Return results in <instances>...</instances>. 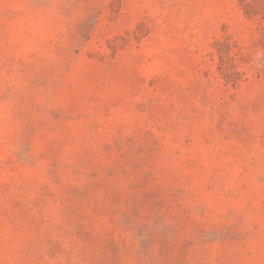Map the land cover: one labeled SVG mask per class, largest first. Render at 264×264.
Returning <instances> with one entry per match:
<instances>
[{
    "label": "rangeland",
    "instance_id": "374dc122",
    "mask_svg": "<svg viewBox=\"0 0 264 264\" xmlns=\"http://www.w3.org/2000/svg\"><path fill=\"white\" fill-rule=\"evenodd\" d=\"M184 258L264 264V0L0 2V264Z\"/></svg>",
    "mask_w": 264,
    "mask_h": 264
},
{
    "label": "trees",
    "instance_id": "16d2710c",
    "mask_svg": "<svg viewBox=\"0 0 264 264\" xmlns=\"http://www.w3.org/2000/svg\"><path fill=\"white\" fill-rule=\"evenodd\" d=\"M0 2L5 3V2H7V0H0ZM220 62L222 63V59L220 60ZM85 203H86V209L88 210V212L91 216H95L97 214L111 215L114 212L110 206H108L106 204H101V203L95 202L92 195H90L89 197L86 198ZM140 205H142L141 206L142 210H144V206H143L142 202H140ZM225 240H227V238H225L223 240V243L225 242ZM230 241L232 242V244H234L232 238H230ZM51 242H52V240H49V243H51ZM108 245L110 247H116L117 243H116L114 238H110ZM50 246H51V249L49 252H52L54 255H59V254L64 253V251L61 248L59 243L54 242V244L53 245L50 244ZM163 248H167V245L163 246ZM184 255H185V253L182 251V252H180V254L178 256H179V258H181V257H184ZM186 263H187V260L185 258L180 259L178 262V264H186Z\"/></svg>",
    "mask_w": 264,
    "mask_h": 264
}]
</instances>
